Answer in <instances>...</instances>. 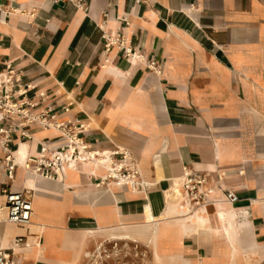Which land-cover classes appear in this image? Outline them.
Listing matches in <instances>:
<instances>
[{"label": "crops", "instance_id": "0c3cea01", "mask_svg": "<svg viewBox=\"0 0 264 264\" xmlns=\"http://www.w3.org/2000/svg\"><path fill=\"white\" fill-rule=\"evenodd\" d=\"M8 65L13 102L83 123L89 148L128 151L143 186H103V167L80 164L41 178L28 226L0 216V249L14 262L82 264L97 237L136 229L146 204L161 215L176 203L188 165L240 199L208 206L205 230L168 210L146 243L152 264L157 254L162 264H264V0H0V74ZM1 125L5 218V191L28 190L6 154L23 142L35 158L67 140L20 114ZM19 235L31 245L14 247Z\"/></svg>", "mask_w": 264, "mask_h": 264}, {"label": "built area", "instance_id": "2783aa9c", "mask_svg": "<svg viewBox=\"0 0 264 264\" xmlns=\"http://www.w3.org/2000/svg\"><path fill=\"white\" fill-rule=\"evenodd\" d=\"M116 38L109 39L107 45L115 44ZM120 41V40H119ZM131 51L129 50L128 53ZM133 56L142 58L140 54L133 53ZM0 132L4 131L2 128V120L8 114H20L26 122H38L43 127H50L56 129L67 140V144L60 149L53 152H49L46 145H43L39 156L35 158H29L27 166L23 168L27 171L29 168L36 170L42 178L55 179L63 173L65 167L71 166V161H77L81 155L79 144H84L82 133L85 130L83 123H74L71 121H63L56 117L55 114L48 115L44 112L31 113L23 107L22 103L13 102V95L10 85L15 78V71L8 65V70L5 73L0 74ZM4 144V142H1ZM87 146V145H86ZM86 146H83V152H86ZM72 147V148H71ZM69 155V157H68ZM114 156H119L118 163L119 170L123 175H128L130 178L129 184L131 186L136 184V177L140 175L135 159L128 151L119 152L114 151ZM6 166L9 174H11V168L14 165V158L11 154L7 153L5 157ZM106 172L110 170L104 168ZM181 185L183 188V197L180 200L181 208L188 206L190 211L206 212L207 207L216 204L219 201H225L228 203H236L239 201V196L233 189H222L220 187L221 176H218L216 180H212L207 172L195 171L190 166L185 165L183 167V173L180 177ZM220 191L221 196H215V193ZM5 210L6 216L4 218L7 222H12L20 226H28L31 223L32 217V198L29 190L22 191H5ZM118 240V239H112ZM134 241V240H131ZM117 245V243H115ZM31 243L24 236H16L13 240L14 247H29ZM103 243L100 242L96 245L98 250L103 249ZM13 249H0V264H17L10 258V251ZM95 250V249H94ZM93 250V251H94ZM92 252V251H91ZM89 252L86 257L90 255ZM147 264H152L149 261Z\"/></svg>", "mask_w": 264, "mask_h": 264}, {"label": "bare ground", "instance_id": "6f19581e", "mask_svg": "<svg viewBox=\"0 0 264 264\" xmlns=\"http://www.w3.org/2000/svg\"><path fill=\"white\" fill-rule=\"evenodd\" d=\"M27 148H28V145L25 144L24 147L22 148V150L19 151V153L15 154L14 157H13L15 162H16V164L22 165V167L23 166H27V164L29 162V158L30 157L27 155V152H28ZM106 149L108 150L107 151L108 157H110L113 154L114 150H121V148H119V147H114V148H110L109 147V148H106ZM94 155L95 154H94V152L92 150L91 151L90 150L89 151L86 150V152L84 154L80 155V157H79V159L77 161H71V163H72L71 166L65 167V169H67V168H76L78 166V164H80L82 166V169H85L84 168L85 165L91 166L93 169L96 168V167L97 168H99V167L107 168L110 171L106 172V174L104 175V177H103L104 181L102 182L103 184H101V185L104 186L107 183L113 182L114 184H117V185L120 184V185H123V186H126V187L127 186L131 187V185L129 184V181H130L129 176L128 175H122V173L119 172V169H118L119 166H114L111 163L110 164H106V163L103 162V159H101V160L96 162V161H94L93 159L90 158L91 156H94ZM68 157H69V155H68ZM25 173H27L26 179H25L26 180V185L28 187V190H30V193H33L32 189L34 187H36L37 181L40 180L42 177L36 170H33L31 168H29L27 170V172H25ZM60 177H62V174H60ZM135 181H136L137 185H135L134 189L137 190V191L143 190V186L141 185V182L139 180L138 181L135 180ZM180 184H181V181H180ZM119 188H121V187H119ZM183 194H184V192H183L182 185H177V187H175L174 193H173L174 198H176V199L179 198L178 200H181L182 197H183ZM178 200L176 201V203H165L164 204V210L161 213V215L153 213L151 204H146L145 208H144V213H143L144 221L141 224H139V225H129V226L135 227L136 229H134V230L126 229V230H123V231H113V232H110L108 234V236L111 237V239H118V240L140 239V240H142V241H144L146 243L150 242V244H151L154 241V238H155V235H156V231H157V227H158V223L162 219H165L164 217L167 214L168 210H170V209L172 210L173 213L174 212L182 213V214H180L182 216H178L177 218L182 219L183 221H185L187 227L196 228V229H204V230H205L206 226L209 227V223H208V218H207L206 212H196V211L195 212L194 211L191 212L190 208L188 206H186V208L180 209L179 207H177V204L179 202ZM2 204L0 203V205H1V207H0L1 221L4 220V217H3L4 216V206ZM184 212H185V214H183ZM228 223H229L230 226H231V224L234 223L233 220H232V217L229 219ZM125 227H126V225H125ZM85 235L83 236V240L85 239ZM161 259L162 258L157 254L156 255L157 263L156 262L155 263L156 264H162ZM167 259H168V257H167ZM169 259H170V261H175L173 256L169 257ZM166 264H168V263H166Z\"/></svg>", "mask_w": 264, "mask_h": 264}, {"label": "rangeland", "instance_id": "374dc122", "mask_svg": "<svg viewBox=\"0 0 264 264\" xmlns=\"http://www.w3.org/2000/svg\"><path fill=\"white\" fill-rule=\"evenodd\" d=\"M24 145L25 143L22 142L19 145L17 151L14 153V155L19 153V151L22 150ZM83 146L86 145L79 144L81 154L85 153V152L82 153ZM86 148H87L86 150L88 151L92 150L94 152L95 155L90 157L94 161L97 162L103 159V162L106 164L111 163L114 166H119L118 163H115V159L113 155L108 157L107 149H105L104 151H100L98 149L89 148L88 146H86ZM119 168L120 167H118V169ZM119 172L122 173L120 170ZM85 234L86 232L84 233V235ZM100 242L103 243L104 246L101 248H104L105 252L103 251V249L98 250L96 248V245L99 244ZM115 243H117V245ZM89 256L84 258L82 264H147L149 261L152 262V254L149 250V247H147L146 242L140 239H134V241H131L130 239L115 241L112 240L111 237L109 236L97 237L96 244L95 246H93L92 252L90 253Z\"/></svg>", "mask_w": 264, "mask_h": 264}]
</instances>
